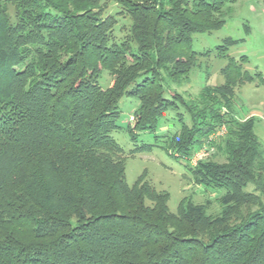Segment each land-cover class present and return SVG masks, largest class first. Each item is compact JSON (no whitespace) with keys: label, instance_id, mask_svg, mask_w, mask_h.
<instances>
[{"label":"trees","instance_id":"obj_1","mask_svg":"<svg viewBox=\"0 0 264 264\" xmlns=\"http://www.w3.org/2000/svg\"><path fill=\"white\" fill-rule=\"evenodd\" d=\"M228 3L0 0V264H264V148L229 99L253 80L245 56L227 55L237 41L204 53L226 61L221 86H203L196 104L175 91L198 67L193 35L220 29ZM117 19L129 23L120 41ZM123 97L139 101L126 129L133 141L176 116L178 132L157 145L188 163L225 128L224 163L188 168L215 194L216 214L209 201L184 198L170 212L168 193L145 174L127 185L125 153L111 137ZM143 151L150 146L129 154Z\"/></svg>","mask_w":264,"mask_h":264},{"label":"rangeland","instance_id":"obj_2","mask_svg":"<svg viewBox=\"0 0 264 264\" xmlns=\"http://www.w3.org/2000/svg\"><path fill=\"white\" fill-rule=\"evenodd\" d=\"M108 13L117 12V7L109 2L106 4ZM228 11L225 24L218 30L210 33L195 34L192 37L191 50L198 54V67L195 68L187 82H183L175 91L180 95L183 102L196 104L202 87L215 88L224 83L221 70L226 66V61L214 57V52L209 56L204 55L207 51H213L215 47L222 45L223 40L232 39L237 41L227 49V55L235 60L245 56L247 63L241 67L253 76L252 82H243L232 90V114L239 121L253 119V131L264 148V85L259 83V74L264 80V2L263 0H229L226 5ZM115 37L117 41L124 37L125 29L128 27L126 19H117ZM202 55V56H201ZM110 83V77L106 71H102L99 78V86L106 89ZM211 95L214 91H210ZM225 97L217 96L222 100ZM139 101L123 97L118 104L119 119L118 129L111 134L113 140L125 153V181L132 186L136 180L145 174V180L159 192L169 195L168 208L175 213L180 200L190 199L196 204H204L209 201L208 212L216 214L218 205L213 201L215 194L205 191L194 184L188 168H193L191 163L185 159L170 156L168 152L158 145L172 137L180 128V122L176 116L168 112L164 118L157 121L153 131L138 132L133 141L128 132V126L132 124V118L137 110ZM181 119L187 121L190 126L187 112L180 107L178 110ZM229 110L221 109V114L229 115ZM212 146L210 152L201 159V163L214 162L222 164L225 155L218 150L221 143L220 137L211 136ZM158 144V145H157ZM149 145L150 151L129 153L135 147ZM247 191H252L248 187Z\"/></svg>","mask_w":264,"mask_h":264},{"label":"built area","instance_id":"obj_3","mask_svg":"<svg viewBox=\"0 0 264 264\" xmlns=\"http://www.w3.org/2000/svg\"><path fill=\"white\" fill-rule=\"evenodd\" d=\"M225 133V128L222 127L216 134H214L217 137H221L223 136V134ZM213 135V136H214ZM210 152V147L207 145H203L201 147V149H199L194 155L193 157L190 158V163L192 164V166H195L198 162L201 161V159L205 156L208 155Z\"/></svg>","mask_w":264,"mask_h":264}]
</instances>
